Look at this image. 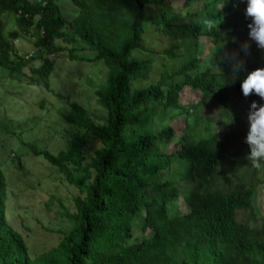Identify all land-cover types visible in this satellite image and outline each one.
I'll use <instances>...</instances> for the list:
<instances>
[{"label":"trees","instance_id":"1","mask_svg":"<svg viewBox=\"0 0 264 264\" xmlns=\"http://www.w3.org/2000/svg\"><path fill=\"white\" fill-rule=\"evenodd\" d=\"M60 1L0 0V68H28L13 42L20 35L47 56L28 68L45 86L52 55L102 61L106 80L96 96L106 118L97 125L69 105L75 135L63 150L26 144L78 190L74 214H65L72 227L35 259L7 225L0 168V264H264V218L253 208L256 163L264 161L250 159L249 125L239 117L264 103L240 89L262 64L244 0H64L68 17ZM7 14L16 25L5 34ZM184 89L197 102L181 103ZM87 136L97 143L91 153ZM136 231L143 236L133 243Z\"/></svg>","mask_w":264,"mask_h":264},{"label":"rangeland","instance_id":"2","mask_svg":"<svg viewBox=\"0 0 264 264\" xmlns=\"http://www.w3.org/2000/svg\"><path fill=\"white\" fill-rule=\"evenodd\" d=\"M60 3L68 17L73 12L70 5L64 0ZM2 19L5 34L15 31L13 15H4ZM15 41L17 55L30 59L28 68H38L47 57L34 46V39L29 36L20 35ZM62 46L75 49L77 57H92L83 46ZM259 56L262 63L259 68H264V50L259 49ZM49 58L53 71L47 86L28 68L21 74H11L0 68V168L5 179V219L23 239L30 259L55 248L62 237L58 232H67L72 227L65 214H74L73 199L78 190L42 158L32 155L26 144L54 155L63 150L75 135V130L65 121L72 115L69 105L83 108L97 125H103L106 118L96 96L106 80L102 61H71L66 52ZM198 98L197 93L184 89L181 103L197 102ZM241 109L244 110V105ZM248 114L240 112L243 123L248 122ZM171 125L178 129L182 123L178 120ZM87 140L86 150L91 153L97 143L90 136ZM259 167L261 183L256 188L253 208L258 218H264V167ZM177 206L180 213L186 212L184 206ZM239 219L252 226L253 221L247 216L240 214ZM142 236L136 231L133 243Z\"/></svg>","mask_w":264,"mask_h":264},{"label":"clouds","instance_id":"3","mask_svg":"<svg viewBox=\"0 0 264 264\" xmlns=\"http://www.w3.org/2000/svg\"><path fill=\"white\" fill-rule=\"evenodd\" d=\"M244 3V16L249 20L248 37L257 48L264 50V0H244ZM242 67L237 65L234 71H239ZM240 89L244 97L255 95L264 101V68L247 72L240 82ZM248 125L245 143L249 148L250 159L253 162L264 161V103L259 106L252 104ZM256 166L259 167L260 164L256 163Z\"/></svg>","mask_w":264,"mask_h":264},{"label":"built area","instance_id":"4","mask_svg":"<svg viewBox=\"0 0 264 264\" xmlns=\"http://www.w3.org/2000/svg\"><path fill=\"white\" fill-rule=\"evenodd\" d=\"M15 43H16V41H15ZM15 43H14V44H15Z\"/></svg>","mask_w":264,"mask_h":264}]
</instances>
